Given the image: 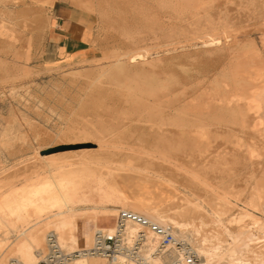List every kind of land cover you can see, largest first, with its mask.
Segmentation results:
<instances>
[{
    "label": "bare ground",
    "instance_id": "obj_1",
    "mask_svg": "<svg viewBox=\"0 0 264 264\" xmlns=\"http://www.w3.org/2000/svg\"><path fill=\"white\" fill-rule=\"evenodd\" d=\"M34 1L53 4L54 0ZM74 1L84 4L86 7H92V0ZM138 1L139 3L141 2V0H137V2ZM143 1L144 0H142V2ZM156 1L161 5H166L172 0ZM175 2H178L187 9L198 11L209 9L210 6L212 7L214 0H175ZM101 3L104 4L105 2L101 1ZM104 6H106V4ZM137 7L140 6L138 5ZM98 8L101 7L99 6ZM103 8L102 5L101 10ZM141 8L143 11L146 7ZM250 9L251 8H249V10ZM104 10L105 9H103V11ZM175 10L178 9L176 8ZM250 11H252V9ZM149 12L152 14V11ZM193 13L194 12L191 14ZM253 19V24H258V29L260 30L261 47L257 46V42L253 40L239 38V32L248 33V25H243L241 28H238L231 22L225 20V22L222 21L220 38L210 35L206 36L204 45L210 46L214 48V50L219 48L222 53V58L225 60L221 69V77L213 80L210 92L206 94H197L190 100H187L186 90L188 87L186 90L182 89L183 91H179L184 95L182 100H185V103L177 107L176 104L175 106L172 105L173 101L179 100V95H172V90L170 91V85L173 81L170 78L161 77L154 70L146 68V66H151L154 60H149L150 58H147L143 53L131 55L127 61L118 60L113 64L111 69L110 67L102 68L101 72L98 73L99 76L92 80V84L97 85L96 88L99 86L102 87L105 82L102 77L110 76L111 70L112 77L110 78H112V81L121 90L118 89L122 92V99L125 103L132 104L136 109L135 112H138L139 115L137 121L142 126L140 127L144 128L145 126L144 130L148 128L151 132V136L148 137L160 141V143L156 142V147L160 150L157 153H150L145 150H148V143L144 144L143 140L141 142L142 144H140L139 142L141 140L138 142L136 139L135 141L140 144L139 146L137 145L138 148L144 150H134L132 148L133 145L130 146L133 151H131V149L127 151L126 149L127 152L123 153L125 160L123 162L121 161L122 163L119 167L117 166L113 169L111 163L115 161L116 157L122 154L121 145L124 143L120 142L121 144H115L117 143L116 141L112 142L111 140L109 142L105 140V143H109L106 145L103 143V139V144H99L101 143L99 142L96 143V148L92 147V149L94 148L97 150H95L96 153L93 150L94 153H91V151L88 154L90 151L88 148L83 150L79 149L81 150L80 154L82 151L83 154H81V156L78 154L77 157H81L80 160L75 161L74 159V161L77 162L76 164L71 162L73 160H68L71 162H68L69 164L67 162V164H64V162L60 163L61 159L55 158L59 155L56 154L57 156H55L53 152L50 153V160L54 161V163L51 164H53L55 168L50 172V169H46L48 170L47 175L43 174V176H40L38 173L35 178L34 176L33 178L27 177V180L23 184H16V180L14 181V177H16L17 174L12 171L6 172L7 169L1 170L0 168V236H2V238H0V264H41L45 261L48 250L53 253L61 252L59 255L65 258L67 262L72 261L73 264H89L91 259H98L95 258L99 257L97 254L93 255L89 251L94 246L95 234L99 231L110 234L114 233L119 213L116 208H110L106 203H119L122 205L124 203L131 204L135 206V208L127 206L131 208L129 211L133 210L132 212L138 213L152 222L171 225L172 231L177 237L186 240V243L193 244V248L200 257V264H253V261L247 262V259L245 260L241 255L237 254L236 246L230 247L231 243L229 245V243L226 242L224 253L220 255V245H214V247L210 245L211 247H208L206 236L199 239V243L196 241L197 244H194V240L196 239L193 237L195 234H198L202 225H207L210 227V231L214 237L219 238L222 234H225L227 237H231L234 242L236 236L232 233V226H236L242 231L245 230L246 218H251L252 221L251 219L249 220L254 223L260 221L259 217L254 216L247 208H240L241 210L236 213L238 205L231 197L233 196L238 200L242 192L240 191V193L238 190L233 191L230 188L231 184L227 186L221 185L225 183L223 178L225 173L227 175L229 174L227 176L229 178L238 166L241 168L250 167L251 170L254 171H252L253 174L251 176L256 179L255 181L257 183L253 186L245 204L255 209L260 208L259 206H263L261 205V200H263L261 198L264 196V9L256 12ZM121 20H123V18H121L120 21ZM3 22L0 23V37L3 39L6 38V40L11 38L15 39V30L13 29V31L11 29L12 27L5 26ZM120 24L122 25V21L117 24L118 27H120ZM121 30L120 32H122ZM123 33L124 35L128 34V32ZM73 75H75V77H91L88 73L80 71L74 72ZM256 79L260 80L261 84H256L254 82ZM95 85L92 86L95 88ZM90 86L91 85H89V88ZM157 96L161 98L156 100L155 98ZM202 98H207L205 103L200 102ZM126 108L118 110L124 117L129 116L133 112ZM170 109H174V111ZM154 115H158L157 119L152 118ZM207 117L211 119V122L206 121ZM213 125L221 129L222 146L224 147L220 152L211 156L205 153L204 150L206 149L199 151L198 156L194 158V160L198 161L201 166H187L184 162H180L179 158L173 156L169 152L170 149L177 150L180 147L179 144L176 145L172 142L175 137L179 140L188 139V141H191V145L194 148L200 149L202 147L201 140L208 136L207 134L210 132L209 130H211ZM116 130H119V128L111 131L114 132ZM126 130L125 132H127ZM215 132L217 133V131ZM81 134H84V132H81ZM86 134H84L85 137ZM87 136H89V132ZM148 137L146 136L145 138L147 139ZM208 137L206 138L208 139ZM128 144L130 143L128 142ZM75 150L73 151L75 152ZM79 150H76V152ZM76 152L72 154L75 155ZM121 158L122 157H120V159L118 158L119 161ZM55 160L58 161L56 162ZM247 168L245 169L247 170ZM104 169L106 172L108 170L111 171L112 174L117 175L116 178H114V182L116 183L110 182L109 175L108 177L105 176ZM114 171L120 172L121 174H115ZM222 171H225V173L223 174ZM37 172L38 171L35 173ZM220 172L222 175H220ZM119 177L123 179L126 177H133L132 179L145 178L149 181L153 180V183H155L154 180H156L159 184L168 188L166 192L169 194H167L164 199H157L158 201H156L149 193L146 194L139 189L134 192L128 191L121 186L118 187L119 185L117 183L120 179ZM227 177L225 179H227ZM232 178L235 180L234 176H232ZM237 180L240 181L236 178V181ZM181 187L183 189H181ZM161 194L162 193H160V195ZM176 197L181 203L178 206L171 205ZM100 205H104L102 210L98 209ZM123 206L125 207V205ZM123 210L126 211V209ZM81 218L82 220H80ZM195 219L199 220L200 225L197 224L199 222L194 223ZM197 225L200 228L197 227ZM140 230H145L147 232V236L141 245L140 254L143 259L142 264H169L177 259L178 254H176L175 249L172 247L162 249L156 254L155 251L158 250L159 246L158 237H156L151 230L140 224L134 222L127 223L124 230L127 242L131 243ZM9 231L17 233L15 235L17 240L7 249L9 243H7L6 240L8 239L7 233L9 234ZM48 235H54L56 242L50 244L47 237ZM223 241L225 243V241H227L226 238L224 240L221 239L219 242L217 241V244ZM66 256L69 257L67 258ZM259 256L262 259L263 256ZM219 257L222 259L221 261H218ZM10 259L15 261L11 263ZM90 264H100V262L95 260V263ZM130 264L140 263L131 260ZM179 264H185L184 260L182 259Z\"/></svg>",
    "mask_w": 264,
    "mask_h": 264
},
{
    "label": "rangeland",
    "instance_id": "obj_2",
    "mask_svg": "<svg viewBox=\"0 0 264 264\" xmlns=\"http://www.w3.org/2000/svg\"><path fill=\"white\" fill-rule=\"evenodd\" d=\"M56 1H65L70 4V6L76 7L91 15L93 18L92 37L90 41L92 55L80 62L68 63L65 61L66 58L64 54L56 55L47 51L52 7ZM97 1L92 0L93 8H90L74 0H54L53 4H48L47 2L39 3L34 0H18V2L17 0H0V23L4 21L3 23L5 26L12 27L11 29L15 30L13 31L17 38H11L12 40L9 39V41L6 40V38L3 39L0 37V168L1 170L7 169L6 172L12 171L17 174V176L14 177L16 184H23L27 180V177L33 178L34 176L35 178L38 173L40 176H43V174L47 175L49 169V172L54 169L55 166L51 164L54 163V161L50 160V153L52 152L55 156H57L56 154L60 156L55 157L56 159H61V162L59 161L60 163L64 162L65 164L69 162L68 160H73L71 162L76 164L77 162L75 161L81 158L77 157L81 150L88 148V150H90L89 152L87 151L88 154L91 151V153H94L96 150L94 148L97 147L96 143L99 142H101L99 144L104 143L106 145L109 144L107 141L110 142L111 140L112 142L116 141L117 143L115 144H121L123 142L124 144L121 145L123 148H121V151H123L122 154L128 150L130 151V149L131 151H133V149L144 150L138 148L143 140L147 141H143L144 144L148 143V150L145 149L146 151L157 153L160 150L156 147V144L160 143V141L148 137L151 136V132L148 128V131L147 129H145V131V126L141 128L142 126L137 121L139 115L138 112H135L136 109L132 104L125 103L122 99L121 90L112 81V78H110L112 77L111 70L110 76L102 77L105 80L102 87L99 86L96 88L97 85L92 84V80L99 76L98 73L101 72L102 68L110 67L111 69L116 61H127L129 56L143 53L147 58H150L149 60H154L152 65H149V67L146 66V68L154 70L161 77L164 76V78L167 77L173 81L170 85V91L172 90V95L178 94L179 100L173 101L172 105L175 106L176 104L177 107L185 103V100H182L184 95L179 91H183L182 89L186 90L188 87L187 90L189 91L186 90L187 100H190L197 94H206L210 92L213 80L221 77V69L225 63V60L222 58L221 50L219 48L214 50V48L204 45V41L207 35L216 38L221 37L222 21H229L238 28H241L243 25H248V33L239 32V38L253 40L257 42V46L260 47L262 45L260 30L258 29V24H253V17L256 15V12L264 9V0H262L263 2L261 0H214L212 7L210 6L209 9L198 11L187 9L178 2H175V0H172L169 4H164L168 7L157 3L156 0L155 2L154 0H144V3L141 0V4L139 1L137 2V0H101L105 2L104 4H102L100 0ZM105 4L106 6H104ZM102 5L104 7L103 9H105L104 11L103 9L101 10ZM138 5L140 7H137ZM258 5L259 7L257 8ZM99 6L101 8H98ZM141 7H146L143 11L145 10L147 12L149 9V11H152V14L149 11L147 13L145 11L143 12ZM176 8L179 11L175 10ZM249 8H251L252 11H250L251 9L249 10ZM192 12L194 13L191 14ZM120 17L123 18V20H121L122 25L120 24V27H118L117 24L121 23ZM118 28L120 30L122 29V32H120ZM123 32H128V34L124 35ZM78 71L88 73L91 77H75L73 74ZM254 82L258 84L260 80L256 79ZM89 85H91L90 88ZM92 85H95V88ZM160 98L161 97L157 96L155 99L159 100ZM206 100L207 98H202L200 102L205 103ZM123 108L133 111H131L132 114H130L131 116L129 115L130 117H124V115L118 111ZM170 110L174 111V109ZM157 116L158 115H154L152 118L157 119ZM210 120L209 117L206 118V121L211 122ZM117 128H119V130L114 132L111 131ZM125 130L127 132H125ZM211 130H209L210 132L207 134L211 137L206 136L208 139L205 137L206 139L203 138L201 140L202 147L200 149L194 148L191 145V141H188V139L179 140L175 137L172 142L176 145L179 144L180 147L177 150L170 149L169 152L173 156L179 158L180 162H184L185 165L199 167L200 163L194 160V158L198 156L199 151L206 149L204 150L205 153L211 156L220 152L224 147L222 146L221 129L213 125ZM214 130L217 131V133ZM81 132H84V134H88L89 132V136L86 134L85 137ZM145 135L148 137L147 139ZM74 137L77 138L75 139ZM103 139L104 141L102 143ZM105 140H107V143H105ZM135 140L138 142L141 140L139 142L140 144ZM128 142L132 144L130 145ZM132 145L133 149L130 148ZM92 147L94 148L92 149ZM75 149L81 150L76 152ZM73 150L76 152L75 155H73L75 153ZM62 154L63 157L65 156L64 158ZM81 154H83V151ZM121 155L116 157L115 161L111 163L113 169L117 166L119 167L125 160L124 154ZM120 157L122 158L119 161ZM238 167L241 168L240 166ZM238 167L233 172L234 174H231L235 177V180L231 175L229 179L227 177L229 174L227 175L225 171H222L226 176L225 174L223 175L225 183L221 185L227 186L231 184L230 188L233 191L238 190L242 192L239 198L240 200H236L233 196L231 197L238 205L236 213L241 210L240 208H247L254 216L259 217L260 221L254 223L251 222V218H246L245 230L242 231L236 226H232V233L236 236L233 242L231 237H227V235L222 233L219 238L214 237L210 231V227L202 225V228H200L198 226L200 225L199 220L195 219L194 223L199 222L197 223V227L200 229L198 228V234L193 236L194 239H196L194 240V244H197L199 239L206 236L208 247L210 245L212 247H214V245L221 246V248H219L221 255L224 253L226 242H228L229 245L231 243L230 247L236 246V253L241 255L245 260L247 259V262L253 261V264H264V196L261 198L263 199L261 200V205L263 206H259L260 208L255 209L245 204L253 186H255L257 182L255 181L256 179L251 176L254 171L251 170L250 167H248L249 170L247 167L241 169ZM245 168H247V170ZM36 171L38 172L35 173ZM103 171H105L106 177L109 175L110 182L116 183L114 182V178H116L117 175L112 174L111 171L108 170L106 172L105 169ZM114 173L121 174L117 171H114ZM222 173L220 172V175H222ZM226 177L227 179H225ZM127 178L128 177L125 179L120 178L117 183L119 185L118 187L121 186L128 191L134 192L139 189L146 194L149 193L156 201L164 199V197L169 194L166 192L168 188L159 184L156 180H154L155 183H153V180H150L152 181L150 182L145 178ZM236 178L240 181H236ZM158 185L161 187L159 188ZM181 189L183 188L181 187ZM160 193L162 194L160 195ZM180 203V200L176 197L171 205L178 206ZM106 205L110 208H116L119 212L123 209L130 210L131 208H135V206L127 203L123 204L125 207L119 203H106ZM98 207V209L102 210L104 205ZM249 219H251V221ZM80 220H82V218ZM16 234L17 233H13L12 231H9V234L7 233L8 239L6 242L9 243L7 249L17 240ZM47 237L49 238L50 236L48 235ZM0 238H2V236H0ZM220 238L223 240L226 238L227 241L217 244L221 241ZM259 255H261V257L263 256L262 259ZM95 258L98 259H91L89 264L95 263V260H98L100 264H106L107 262V260L102 257ZM221 260L222 259L219 257L218 261ZM14 261L15 260L10 259L11 263ZM68 264L73 263L70 261Z\"/></svg>",
    "mask_w": 264,
    "mask_h": 264
},
{
    "label": "built area",
    "instance_id": "obj_3",
    "mask_svg": "<svg viewBox=\"0 0 264 264\" xmlns=\"http://www.w3.org/2000/svg\"><path fill=\"white\" fill-rule=\"evenodd\" d=\"M128 222H134L146 227L151 230L156 237L159 239L158 250L172 247L175 249L178 257L172 263L179 264L182 259L185 264H200V257L190 243H186V240L177 237L169 224L152 222L146 217L126 210L118 213L115 232L110 234L104 231H99L95 234V243L92 249L89 251L94 255L102 257L107 260L106 264H130L131 260H135L142 264L143 259L141 257V245L147 236L145 230H140L134 237L131 243L127 242L124 234V230ZM48 241L50 244L56 242L54 235H49ZM51 239V240H50ZM61 252L53 253L49 251L46 259L41 264H68L70 261H66L65 258L61 257ZM153 254V255H156ZM67 258L69 256H66ZM67 262V263H66Z\"/></svg>",
    "mask_w": 264,
    "mask_h": 264
},
{
    "label": "crops",
    "instance_id": "obj_4",
    "mask_svg": "<svg viewBox=\"0 0 264 264\" xmlns=\"http://www.w3.org/2000/svg\"><path fill=\"white\" fill-rule=\"evenodd\" d=\"M51 14L47 51L64 54L68 63L80 62L91 56L92 16L65 1H56Z\"/></svg>",
    "mask_w": 264,
    "mask_h": 264
}]
</instances>
